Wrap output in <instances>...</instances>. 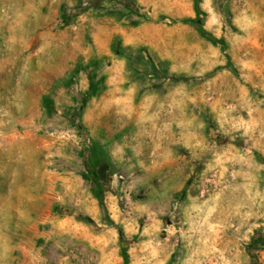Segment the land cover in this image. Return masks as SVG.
<instances>
[{
    "label": "rangeland",
    "instance_id": "1",
    "mask_svg": "<svg viewBox=\"0 0 264 264\" xmlns=\"http://www.w3.org/2000/svg\"><path fill=\"white\" fill-rule=\"evenodd\" d=\"M0 264H264V0H0Z\"/></svg>",
    "mask_w": 264,
    "mask_h": 264
},
{
    "label": "trees",
    "instance_id": "2",
    "mask_svg": "<svg viewBox=\"0 0 264 264\" xmlns=\"http://www.w3.org/2000/svg\"><path fill=\"white\" fill-rule=\"evenodd\" d=\"M255 261H257L256 259H254Z\"/></svg>",
    "mask_w": 264,
    "mask_h": 264
}]
</instances>
